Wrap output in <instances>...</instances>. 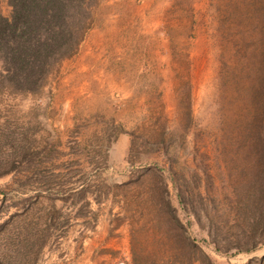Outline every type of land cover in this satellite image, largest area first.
<instances>
[{
    "label": "rangeland",
    "instance_id": "obj_1",
    "mask_svg": "<svg viewBox=\"0 0 264 264\" xmlns=\"http://www.w3.org/2000/svg\"><path fill=\"white\" fill-rule=\"evenodd\" d=\"M9 2L0 264H264V0H73L44 59Z\"/></svg>",
    "mask_w": 264,
    "mask_h": 264
},
{
    "label": "trees",
    "instance_id": "obj_2",
    "mask_svg": "<svg viewBox=\"0 0 264 264\" xmlns=\"http://www.w3.org/2000/svg\"><path fill=\"white\" fill-rule=\"evenodd\" d=\"M43 5H40V0H10L9 5L11 6V12L9 16V22L8 26L9 29L12 31L14 29V25L18 24L17 22L21 21L23 24L29 28H27L25 31L29 34L36 35L40 41H42L41 44L44 45V52L46 49L49 50L47 54H41L38 47L35 46V43L32 44V46L37 50V54L34 57L26 56L25 50H20L19 53L16 55L17 57H20L21 60L26 61L30 59H34L33 63L36 62V60L39 59V56L42 55L43 59L47 58V55L52 54L55 50L57 51L59 46L66 47V49L71 50V34L70 31L66 28L62 29L59 28L58 22L59 20H62L67 15V8L72 9V2L73 0H42ZM48 22H44L47 21ZM29 21L32 25L30 27ZM6 20L4 19V24ZM48 23V26L52 29L49 30L48 34H51L55 36L58 39L64 40L63 42L56 41L52 45V43H49L51 41V38L49 39L48 43H45L44 40L47 39L46 36H44V39L42 38V32H40V23ZM44 26V25H41ZM23 36L22 33H19L15 35L14 39L17 38V41L20 43L22 40L20 37ZM68 37V38H65ZM67 40V41H66ZM59 48V49H61ZM65 51V52H64ZM66 54V50H63L60 52V56H63ZM12 57V56H11ZM44 61V60H43ZM26 67V64H25ZM33 69L29 71V74L27 76V79L30 81V83H33V86H30L29 88L35 87V83L38 80L39 74V68H34V65L32 66ZM27 72V71H26Z\"/></svg>",
    "mask_w": 264,
    "mask_h": 264
},
{
    "label": "clouds",
    "instance_id": "obj_3",
    "mask_svg": "<svg viewBox=\"0 0 264 264\" xmlns=\"http://www.w3.org/2000/svg\"><path fill=\"white\" fill-rule=\"evenodd\" d=\"M44 103L45 101L43 98H41L39 101H36L32 95H29L28 97L24 98L22 102H20L19 112L21 114H28L38 105L42 107Z\"/></svg>",
    "mask_w": 264,
    "mask_h": 264
}]
</instances>
